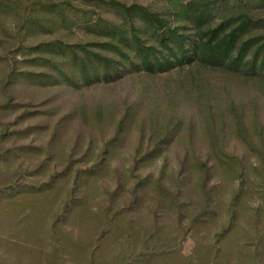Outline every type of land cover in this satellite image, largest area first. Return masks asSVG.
Returning a JSON list of instances; mask_svg holds the SVG:
<instances>
[{"label": "rangeland", "instance_id": "obj_1", "mask_svg": "<svg viewBox=\"0 0 264 264\" xmlns=\"http://www.w3.org/2000/svg\"><path fill=\"white\" fill-rule=\"evenodd\" d=\"M119 1L197 31L177 13L187 0ZM231 1L259 22L244 38L264 36V0ZM125 17L108 0H0V264H47L54 234L71 248L92 241L102 214L117 210L172 236L206 210L181 243L183 264H214L217 248L232 264L259 240L264 248V70L128 64L118 81L81 87L46 76L72 65L56 42L121 58L102 28ZM143 34L161 47L155 29ZM202 161L213 166L206 185Z\"/></svg>", "mask_w": 264, "mask_h": 264}, {"label": "trees", "instance_id": "obj_2", "mask_svg": "<svg viewBox=\"0 0 264 264\" xmlns=\"http://www.w3.org/2000/svg\"><path fill=\"white\" fill-rule=\"evenodd\" d=\"M108 2L131 22L129 25L125 19L123 23L115 22L102 28L112 36L102 45L115 49L121 58L109 56L102 50L92 51L88 44L81 45V50L74 45L63 46L56 42L50 44L51 49L58 54L60 50H70L73 66L63 67L58 61L57 74L46 76H59L63 83L81 87L118 81L124 77L128 64L149 74L162 73L178 65L181 68L189 67L190 71L200 67L234 74L242 71L248 75H256L264 70V36L244 38L259 22L248 11L236 13V1L187 0L179 5L177 13L196 28L194 35L181 32V28L173 27L168 19L146 5H128L119 0ZM218 16L222 19L212 26L210 23ZM147 28L157 31L160 45L167 51L156 43L147 44L143 34ZM132 49H135V53ZM9 77L10 81L14 80L13 74ZM172 131L173 127L168 126L166 135ZM201 167L206 185L213 166L208 161H202ZM244 176L242 171L241 177ZM176 191V194H171L175 200L181 192ZM205 213L206 210L193 215L190 226L182 231L181 237L166 233L157 222L145 230L133 227L131 220L124 222L123 210L105 212L100 218V230L92 236L94 240L75 242L71 248L65 237L56 238L54 234L55 240L45 259L47 264H183L185 258L178 256L181 243L195 223L205 217ZM56 227L54 232L57 231ZM263 256L264 248L259 240L251 252L232 264H264ZM213 257L214 264H223L219 248Z\"/></svg>", "mask_w": 264, "mask_h": 264}]
</instances>
